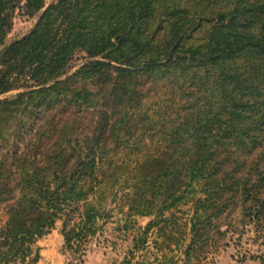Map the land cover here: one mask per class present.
I'll list each match as a JSON object with an SVG mask.
<instances>
[{
	"label": "trees",
	"instance_id": "trees-1",
	"mask_svg": "<svg viewBox=\"0 0 264 264\" xmlns=\"http://www.w3.org/2000/svg\"><path fill=\"white\" fill-rule=\"evenodd\" d=\"M18 2L0 0V96L19 90L0 98V264L37 262L64 216L68 244L93 234L110 201L147 229L191 202L190 247L227 210L264 220V0H26L37 22L6 44Z\"/></svg>",
	"mask_w": 264,
	"mask_h": 264
},
{
	"label": "rangeland",
	"instance_id": "rangeland-1",
	"mask_svg": "<svg viewBox=\"0 0 264 264\" xmlns=\"http://www.w3.org/2000/svg\"><path fill=\"white\" fill-rule=\"evenodd\" d=\"M51 0H47L49 3ZM13 10L11 26L5 43L26 35L35 25L38 14L20 0ZM91 58L86 52H77L72 57L69 75H73ZM13 90L0 96L16 94ZM110 215L99 219L97 229L68 244L62 234L64 216L56 222L50 233L38 239L36 246L59 248L55 264H264V220L251 223L243 219L238 209L227 210L212 220L204 235L191 247L190 221L193 216L192 203L184 204L165 212V221L147 229L154 216L132 214L128 205L110 201ZM4 207H0V219H5ZM167 220V221H166ZM81 221L76 214L69 227ZM57 233L61 234V239ZM41 257V253H40ZM40 260V258H39ZM35 263L24 264H38ZM16 264H23L18 262Z\"/></svg>",
	"mask_w": 264,
	"mask_h": 264
},
{
	"label": "crops",
	"instance_id": "crops-1",
	"mask_svg": "<svg viewBox=\"0 0 264 264\" xmlns=\"http://www.w3.org/2000/svg\"><path fill=\"white\" fill-rule=\"evenodd\" d=\"M52 235H54V233H48V236H52ZM57 235H58V238L56 237V239L59 240V237L61 239V234L57 233ZM41 246H42L40 250L41 257H40L38 264H55L56 262L55 258L54 257L50 258V255L56 254V259L57 258L59 259L58 253H57L59 251V248L57 246L49 247V248L43 247V245Z\"/></svg>",
	"mask_w": 264,
	"mask_h": 264
}]
</instances>
